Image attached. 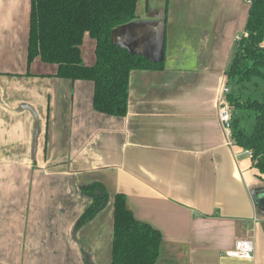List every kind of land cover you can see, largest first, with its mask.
Returning a JSON list of instances; mask_svg holds the SVG:
<instances>
[{
  "label": "crops",
  "instance_id": "1",
  "mask_svg": "<svg viewBox=\"0 0 264 264\" xmlns=\"http://www.w3.org/2000/svg\"><path fill=\"white\" fill-rule=\"evenodd\" d=\"M29 9L0 0V264H110L115 193L161 233L154 264H264V182L217 118L245 0H137L111 39L163 68L130 71L123 116L93 108V82L27 68ZM93 182L108 201L75 230ZM243 238L252 257L226 256Z\"/></svg>",
  "mask_w": 264,
  "mask_h": 264
},
{
  "label": "trees",
  "instance_id": "2",
  "mask_svg": "<svg viewBox=\"0 0 264 264\" xmlns=\"http://www.w3.org/2000/svg\"><path fill=\"white\" fill-rule=\"evenodd\" d=\"M136 2L30 0L27 68L39 57L44 63L56 65L54 76L91 81L93 108L108 115H125L130 71L163 68V61L151 63L111 40L113 28L134 19ZM244 30L246 35L235 43L226 69L227 84L235 88L227 95L232 108L231 138L249 151L252 166L264 182V0H253L249 5ZM85 34L95 42V61L90 65L81 57ZM244 117L253 119L250 130L243 124ZM80 192L91 202L77 218L75 230L92 220L108 201L107 192L98 182L81 186ZM161 241V233L136 219L126 206L125 196L115 193L110 264H154Z\"/></svg>",
  "mask_w": 264,
  "mask_h": 264
},
{
  "label": "built area",
  "instance_id": "3",
  "mask_svg": "<svg viewBox=\"0 0 264 264\" xmlns=\"http://www.w3.org/2000/svg\"><path fill=\"white\" fill-rule=\"evenodd\" d=\"M253 0H245L250 5ZM241 35H246L244 31L240 35H236L234 38L235 43L240 40ZM230 92V88L226 83L221 87V90L217 96V118L225 131L226 137L231 138V122L232 113L231 106L227 100V95ZM249 153V151H247ZM252 241L249 238L237 239L233 242L232 247L225 251V255L235 258H251L252 257Z\"/></svg>",
  "mask_w": 264,
  "mask_h": 264
},
{
  "label": "rangeland",
  "instance_id": "4",
  "mask_svg": "<svg viewBox=\"0 0 264 264\" xmlns=\"http://www.w3.org/2000/svg\"><path fill=\"white\" fill-rule=\"evenodd\" d=\"M228 86L230 87V91L232 93H234L235 92V88H234L233 84L229 83ZM251 94L254 95V97L257 96V94L254 93V92H251ZM231 113H232V111H231ZM245 114L244 113H239V115H241V116H244ZM243 124L248 128V130H250L252 128L253 119L251 117L250 118L244 117Z\"/></svg>",
  "mask_w": 264,
  "mask_h": 264
},
{
  "label": "water",
  "instance_id": "5",
  "mask_svg": "<svg viewBox=\"0 0 264 264\" xmlns=\"http://www.w3.org/2000/svg\"><path fill=\"white\" fill-rule=\"evenodd\" d=\"M111 40H112V39H111ZM112 42H113V41H112ZM113 43H114V42H113ZM129 52H130V51H129ZM131 53H133V52H131ZM134 54H136V53H134ZM158 60H160V59H158ZM158 60H157V61H158Z\"/></svg>",
  "mask_w": 264,
  "mask_h": 264
}]
</instances>
